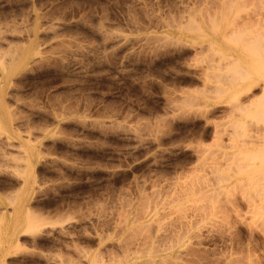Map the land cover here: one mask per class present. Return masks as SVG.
<instances>
[{
	"label": "rangeland",
	"instance_id": "1",
	"mask_svg": "<svg viewBox=\"0 0 264 264\" xmlns=\"http://www.w3.org/2000/svg\"><path fill=\"white\" fill-rule=\"evenodd\" d=\"M262 14L264 0H0V219L37 221L3 261L264 264V180L228 169L264 127L247 106L264 103ZM207 70L254 85L243 110L203 117L200 92L221 84Z\"/></svg>",
	"mask_w": 264,
	"mask_h": 264
},
{
	"label": "bare ground",
	"instance_id": "2",
	"mask_svg": "<svg viewBox=\"0 0 264 264\" xmlns=\"http://www.w3.org/2000/svg\"><path fill=\"white\" fill-rule=\"evenodd\" d=\"M234 1V0H233ZM248 1V0H247ZM227 2V1H226ZM229 4V3H228ZM231 4V3H230ZM240 4V3H239ZM238 5V4H237ZM224 6V5H223ZM246 6V5H245ZM211 8H213V7H211ZM230 8V7H229ZM240 8H242V7H240ZM228 9V8H227ZM225 10H226V8H225ZM263 13V12H262ZM227 14V13H226ZM261 14V13H260ZM253 15V14H252ZM254 16V15H253ZM258 17H259V15H257ZM226 17V16H225ZM250 17V16H249ZM262 17V23H264V16H263V14H262V16L260 15V17H259V19ZM255 18V17H254ZM256 20V19H255ZM214 21V20H213ZM254 22V21H253ZM245 23V22H244ZM247 24V23H246ZM249 24V23H248ZM231 25V24H230ZM258 25V24H257ZM264 25V24H263ZM260 33V32H259ZM222 35H224V34H222ZM202 46V45H201ZM205 47V46H204ZM208 47V46H207ZM201 49V48H200ZM195 51V50H194ZM39 52V51H38ZM37 52V53H38ZM220 54V53H219ZM180 57V56H179ZM214 57V56H213ZM219 57H221V56H219ZM214 61V60H213ZM224 61V60H223ZM228 62V61H227ZM233 63V62H232ZM217 64V65H216ZM216 64H213L212 63V65H216L215 66V69H218V65L220 66V68L219 69H223V68H225V67H223V68H221V66L222 65H220V64H218V63H216ZM209 65V66H208ZM207 66H208V69H211L212 67V69H214V66H212L211 65V63L210 64H208ZM211 65V66H210ZM236 66L238 65L237 63L235 64ZM5 65H2V67H4ZM210 67V68H209ZM14 68V67H13ZM207 68V67H206ZM239 68V67H238ZM238 68H236V70L238 69ZM212 69H211V71H212ZM261 69V68H260ZM262 70V69H261ZM264 70V69H263ZM4 71V70H3ZM208 71V70H207ZM215 71H213V73L212 72H210L209 73V71H208V73L207 72H205L206 73V75H205V81L204 82H208V81H210V82H215V81H218V83H219V81L221 82V84L223 83V85H221V84H215V85H209V87H207L206 85H208V84H206L205 86V88H204V92H203V90H202V92H200L201 91V89H200V93L202 94V97H204L205 98V108L203 109V108H201V111L202 110H205L206 111V114H204L203 113V111L202 112H200V113H203L204 114V116H203V114H202V116L204 117V118H206L207 117V114L208 113H212L213 115H214V113H215V109L216 108H214L215 107V102H227V101H230L231 100V102H230V104L229 105H231V108H237V110H239V109H241L242 108V110H243V108H245V105L243 106V104H245L244 102L242 103V99H241V97L240 96H242V93L244 92H246L247 90L249 91L250 89H252V87H254V85H240L242 82L241 81H243V80H246V79H243V77H241L239 80H241L240 82L241 83H239V86H235V90L234 89H232V87L231 88H226L225 87V85H226V81H225V79L226 78H228L226 75L228 74H223V73H214ZM237 72H239L240 74L243 72L240 68L238 69V71ZM264 72V71H263ZM226 77H225V76ZM229 75V74H228ZM246 75H249V74H246ZM250 76V75H249ZM216 79V80H214L213 79V81L212 80H210V79ZM225 78V79H224ZM253 77H251V79H252ZM203 79V78H202ZM228 79H231L230 78V76H229V78ZM243 79V80H242ZM254 79V78H253ZM253 79H252V81H251V84H252V82H253ZM261 80H263V82H264V76H262V79ZM185 82L184 81V79H181L180 81H179V83L180 82ZM187 81V80H186ZM191 81V80H190ZM189 81V82H190ZM188 82V83H189ZM225 82V83H224ZM244 82V81H243ZM256 83H257V80L255 81ZM188 83H187V85H188ZM227 83H229V84H231V82L229 81V82H227ZM245 83H248V82H245ZM255 83V84H256ZM173 84V83H172ZM192 84V83H191ZM190 84V85H191ZM235 84H238V83H236L235 82ZM176 85V84H175ZM264 85V84H263ZM228 86V85H227ZM230 86V85H229ZM228 86V87H229ZM245 90V91H244ZM193 91V90H192ZM195 91V90H194ZM248 91H247V94H248ZM264 91V90H263ZM263 91H262V93H263ZM1 92H3L2 90H1ZM1 92H0V94H1ZM198 92V93H199ZM249 92H251V91H249ZM209 93V94H208ZM212 94H214V96L212 95ZM264 94V93H263ZM244 95V94H243ZM246 95V94H245ZM248 95H250V94H248ZM248 95H246L247 97H248ZM252 95H253V93H252ZM186 97V96H185ZM189 97V96H188ZM246 97V98H247ZM250 97V96H249ZM248 97V98H249ZM190 98H191V96H190ZM195 98V97H194ZM196 98H198V97H196ZM262 98V97H261ZM261 98H260V100H261ZM169 99V98H168ZM253 99V98H252ZM252 99H250V101L251 102H253L252 101ZM263 99H264V95H263ZM171 100H173L172 98H171ZM195 100V99H194ZM258 100H259V98H258ZM198 101V100H197ZM250 101H247L248 103H247V106H252L251 104H253V105H255V106H257L256 108V112L259 114V113H263L264 112V103L261 101V102H258L257 100V102H256V104H255V99H254V103H250V105H249V102ZM202 102V101H201ZM259 103V104H258ZM203 104V105H204ZM246 106V107H247ZM254 107V106H253ZM213 108H214V110H213ZM188 109H190V108H188ZM192 109V108H191ZM191 109H190V111L188 110L186 113H188V112H191ZM187 110V109H186ZM193 110H195L194 108H193ZM199 110V109H198ZM197 110V111H198ZM193 112V111H192ZM194 113V112H193ZM192 113V114H193ZM197 114V113H196ZM254 113H252V115H253ZM264 114V113H263ZM181 115V114H180ZM179 115V116H180ZM191 115V114H190ZM194 115V114H193ZM199 115V114H198ZM197 115V116H198ZM255 115H257V114H255ZM183 116H185V117H187L188 116V114L187 115H185V114H183L182 115V117ZM206 116V117H205ZM181 117V118H182ZM184 117V118H185ZM180 118V117H179ZM28 127V126H27ZM218 127V126H217ZM263 127V126H262ZM29 128V127H28ZM181 128V127H180ZM261 128V127H260ZM216 129V128H215ZM228 129V128H227ZM219 130H222V131H224L223 132V134L224 133H227L226 131H228V130H226L225 131V128L224 129H219ZM260 130V129H259ZM258 130V131H259ZM188 131V130H187ZM218 131V129H216L214 132L216 133ZM222 131L221 132H217L218 133V136L220 137L221 135H222ZM245 131H247L246 130V127H245ZM189 132H192V131H189ZM206 132H207V130L206 129H204L203 128V130H201V131H199V132H195L196 133V135L197 136H199V138L201 139V138H203L204 136H206L207 134H206ZM248 132V134H246V136L245 137H249L248 139H246L245 137H243V138H245L246 140H244L243 138V140H240V142L238 141V145L236 146L237 147V151H235V167L234 168H232V166L230 167V168H228V169H230V170H233V169H235V175H238L239 177H241L240 179H242V176H247V178H251L252 176H255V178H258V179H262V180H264V155H262V154H264V127L261 129V132L260 133H256V134H254L253 132H255V131H253V132H251V131H247ZM249 132H251V133H249ZM254 134V135H251V134ZM221 134V135H220ZM191 135H193V134H191ZM245 134H243V136H244ZM220 139V138H219ZM260 156H262V157H260ZM213 158V157H212ZM216 158V157H215ZM214 158V159H215ZM224 158V157H223ZM209 159V158H208ZM226 159H228V158H226V156H225V158L224 159H222V160H226ZM203 160V159H202ZM211 160V159H210ZM221 160V159H220ZM221 160V161H222ZM205 161H206V159H205ZM216 161V160H215ZM174 162V161H173ZM187 162V161H186ZM211 162V161H210ZM220 162V161H219ZM214 163H216V162H214ZM176 164V163H175ZM216 166V165H215ZM213 167V166H212ZM209 168V167H208ZM211 169V168H210ZM222 169V168H221ZM217 170H219V168H215V167H213V171H217ZM224 170V167H223V169H222V171ZM212 171V172H213ZM220 171V170H219ZM262 171V172H261ZM218 172V171H217ZM216 172V173H217ZM215 173V174H216ZM261 174H263L262 176H261ZM218 175H220V173L218 174L217 173V176ZM213 176H214V174H213ZM216 176V177H217ZM262 180H260V181H262ZM4 186V185H3ZM6 186V185H5ZM7 187V186H6ZM260 187H262V188H264V184H261V186ZM259 187V188H260ZM259 191H260V193H256V194H258V195H261V194H264V189H263V192H261V189H258ZM46 194V193H45ZM251 197V196H250ZM263 197V196H262ZM264 205V204H263ZM259 206V205H258ZM262 206V205H261ZM260 206V207H261ZM237 207V206H236ZM253 207V206H252ZM256 207V206H255ZM264 207V206H263ZM238 208V210H239V207H237ZM262 208V207H261ZM257 209V208H256ZM263 210H264V208H263ZM34 211V210H33ZM235 211H237V210H235ZM239 212H240V210H239ZM239 212L237 211V213L239 214ZM236 214V213H235ZM236 216V215H235ZM258 217V216H257ZM261 217L263 218L262 220L264 221V211L263 212H261ZM260 217V218H261ZM259 218V217H258ZM260 220V219H259ZM262 221V222H263ZM6 218H4V213H3V215H2V217H1V219H0V227H2L3 228V226L5 225L6 226ZM260 224V223H259ZM263 225H264V223H263ZM5 226H4V229H5ZM37 226V221H35L34 219H32V218H28V222H27V227L26 228H24V229H22V230H17V229H15V228H13L12 226H11V228H7V229H5V230H3V232L5 231H7L6 233H4V234H2V232H1V234H0V264H6L5 263V261H3V259H5V257H10L11 255L13 256L14 254H16L18 251H19V249L22 247L21 246V244L18 242V240H17V238H18V236L20 235H22V236H26V235H30V234H32V235H35V230L33 229V231L31 232V228L33 227H36ZM262 227V226H261ZM9 229V230H8ZM1 231V230H0ZM34 232V233H33ZM39 232V231H38ZM40 233V232H39ZM38 233V234H39ZM37 234V233H36ZM49 234V233H48ZM46 235V234H45ZM36 236H39V235H36ZM34 237V236H33ZM38 238V237H37ZM37 238H35L34 237V239H37ZM44 238V237H43ZM40 239V238H39ZM35 242V241H34ZM37 242V241H36ZM39 242V241H38ZM50 242V241H49ZM42 243L45 245V244H47V239L46 240H43L42 241ZM42 243H40V244H42ZM36 244V243H35ZM49 245V244H48ZM28 259V258H27Z\"/></svg>",
	"mask_w": 264,
	"mask_h": 264
}]
</instances>
